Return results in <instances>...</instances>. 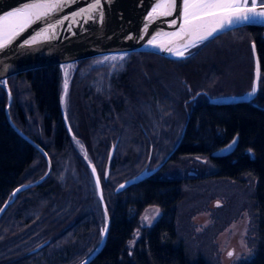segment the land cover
I'll return each mask as SVG.
<instances>
[{"label": "trees", "instance_id": "16d2710c", "mask_svg": "<svg viewBox=\"0 0 264 264\" xmlns=\"http://www.w3.org/2000/svg\"><path fill=\"white\" fill-rule=\"evenodd\" d=\"M251 42H255L261 68L255 100L209 103L206 94L215 97L213 93L232 82L245 89L251 86ZM103 57L74 63L66 103L70 128L100 175L111 219L106 245L90 264H209L204 258L191 261L178 240V204L189 184L169 173L168 163L144 181L115 192L117 184L143 169L151 147L150 167L158 164L156 155L163 145L158 124L164 116L149 105L150 101L163 108L169 104L165 92L170 82L182 87L178 100L181 127L171 145L181 139L170 161L206 156L216 167L213 177L245 185L247 178L253 181L247 210L255 254L238 264H264V27L244 26L223 33L183 60L133 52L118 62L99 64ZM61 68L41 67L7 79L12 95L10 118L47 152L51 172L41 184L18 193L0 217V264H30L39 255L45 256V264H78L101 239L104 216L93 177L63 119ZM8 102L0 85V208L18 186L41 179L48 170L45 156L9 124ZM235 136L238 143L232 154L210 157ZM117 138L106 179L108 152ZM150 208H158L159 215L144 226L141 218ZM49 238L51 243L40 252L25 255Z\"/></svg>", "mask_w": 264, "mask_h": 264}, {"label": "water", "instance_id": "95a60500", "mask_svg": "<svg viewBox=\"0 0 264 264\" xmlns=\"http://www.w3.org/2000/svg\"><path fill=\"white\" fill-rule=\"evenodd\" d=\"M31 2H33V0H0V16L7 15V13L15 11L17 8L23 7ZM93 2H95V0H75L74 3H70L59 12L51 14L50 17L47 18V21L40 20L27 25L10 44L5 48L0 49V85L5 88L9 98V102L5 107L7 120L11 127L21 137L45 156L48 163L47 173L41 179L32 183L20 185L11 193V198L0 208V217L15 200L18 193L41 184L51 172V161L47 152L38 143L21 131L10 118L9 107L12 102V96L7 84V79L9 77L41 67L51 65H59L63 67L64 65L74 64L80 60L92 57L126 55L133 52L154 53L171 60H183L193 55L197 47L201 44L223 33L244 26L264 27V18L261 17L255 18L253 22L234 24L217 32L203 43L188 48V50L185 51L184 56L179 57L164 49L167 47H176L177 44L183 43V41L177 40L171 36V33L178 31L181 26L180 12L182 0H177L176 9L173 15L160 17L154 16L152 21L148 20V16L158 0H101V8L92 14L93 18L77 17L75 23L70 19H65V17H71L75 12L89 6V4ZM259 2L260 0H257L258 6ZM249 6H251V0H249ZM172 21H176L175 26L172 25ZM51 25H56V32L52 38L44 39L42 36L38 35L45 28H50ZM146 26L147 32H145ZM158 32L167 33L169 35H161L157 37L155 44L158 46H154L149 43V41L153 36H156V33ZM49 35H52L51 32H49ZM33 38H36V42L34 44H28L27 42ZM185 39H187V37H185ZM250 46L253 57V78L250 88L239 95L212 97L206 94L209 103L214 105H230L253 102L255 100L260 88L261 68L255 42H251ZM69 85L67 86V90L65 91L63 88L61 93V107L64 123L71 138L83 152L84 160L86 161L93 177L96 195L104 216V224L100 228L101 239L99 244L91 254L78 263L90 264L101 253L106 245L111 219L104 198L100 175L95 164L89 159L84 146L74 136L67 119L66 103ZM254 88L255 92L253 93ZM198 95L199 94H197L194 99L197 98ZM180 139L174 144L169 153L153 167H150L153 152V147H151L147 162L143 169L137 174L117 184L115 192H122L128 187L144 181L161 170L176 152ZM233 141H235V144H233ZM118 143L119 138L116 139L109 149L104 173L106 179L109 176L111 163L115 156ZM237 143L238 136H235V138L226 146L212 152L210 157H222L232 154ZM230 145L231 147H229ZM93 168H95V172H93ZM97 177L99 178V183L97 182ZM121 185H123V187H121ZM105 226L107 227L106 233L102 232V229ZM50 243L51 238L44 240L28 250L25 255L31 256L37 254Z\"/></svg>", "mask_w": 264, "mask_h": 264}, {"label": "rangeland", "instance_id": "374dc122", "mask_svg": "<svg viewBox=\"0 0 264 264\" xmlns=\"http://www.w3.org/2000/svg\"><path fill=\"white\" fill-rule=\"evenodd\" d=\"M124 56H105L100 58L99 64L115 63ZM112 57L116 59L113 60ZM75 67L70 64L61 68L62 90L65 89V81L67 86L69 85L71 72ZM157 79H160V75ZM161 79L166 80L164 77ZM167 87L169 88L165 96L169 104L164 105L167 111L162 114L164 108L158 104L154 106L152 101L149 105L157 115L164 116L158 124L163 145L156 155L157 162L173 148L171 139L178 134L181 127L178 100L182 87L172 82L168 83ZM246 90L239 82H232L220 93L215 92L213 95H239ZM152 129L156 133L157 130L153 127ZM167 169L175 176L188 179L189 187L178 204L176 228L178 240L185 246L190 260L204 258L209 264H238L242 260L251 259L255 254L254 228L251 227V217L247 209L252 203L253 181L247 178L245 185L234 180L213 177L216 167L206 156H182L177 161L168 162ZM103 172L105 173V168ZM200 177L203 179H199ZM155 209L157 208H150L142 215V225H149L158 217L155 215ZM146 215L149 216L150 223L144 220ZM44 258L45 256L39 255L30 264H45Z\"/></svg>", "mask_w": 264, "mask_h": 264}, {"label": "snow or ice", "instance_id": "6c2138e0", "mask_svg": "<svg viewBox=\"0 0 264 264\" xmlns=\"http://www.w3.org/2000/svg\"><path fill=\"white\" fill-rule=\"evenodd\" d=\"M74 2L75 0H33L31 3L7 13V15L0 16V49L10 44L27 25L40 20L47 21V18L51 14L59 12ZM176 3L177 0H158L155 7L152 8L148 20L152 21L154 16L173 15ZM100 8L101 0H95L89 6L75 12L71 17H65V19H70L74 23L77 17L91 19L93 18L92 14ZM257 17L264 18V0H260L259 6L257 5V0H251V6H249V0H182L180 12L181 26L178 31L171 33V36L183 41V43L177 44L176 47H167L164 50L183 57L188 48L203 43L224 28L241 22H253ZM171 23L175 26L176 21H172ZM49 32H51V36ZM55 32L56 25H51L50 28H45L38 35L44 39H50L55 35ZM145 32H147V26L145 27ZM161 35L169 34L158 32L149 43L158 46L155 44V41ZM35 42L36 38H33L27 43L34 44ZM111 59L115 60L116 57H112ZM65 74L67 75V69L65 70ZM66 90L67 81H65ZM254 92L255 88L253 89ZM233 144H235V141H233ZM93 172H95V168H93ZM97 182L99 183L98 177ZM154 211L155 215H159L158 208ZM144 220L150 223L149 216L146 215ZM102 232H107L106 226L102 229ZM229 255L231 256L232 253H229Z\"/></svg>", "mask_w": 264, "mask_h": 264}, {"label": "flooded vegetation", "instance_id": "af4514ba", "mask_svg": "<svg viewBox=\"0 0 264 264\" xmlns=\"http://www.w3.org/2000/svg\"><path fill=\"white\" fill-rule=\"evenodd\" d=\"M171 158H172V157H171ZM171 158H170V160H171ZM170 160H169V161H170ZM169 161H168V162H169ZM168 162H167V163H168ZM151 167H152V166H151ZM187 180H188V179H187Z\"/></svg>", "mask_w": 264, "mask_h": 264}]
</instances>
